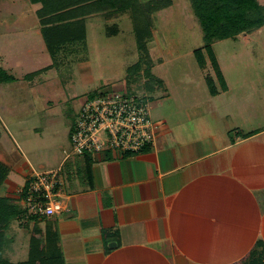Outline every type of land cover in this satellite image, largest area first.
I'll use <instances>...</instances> for the list:
<instances>
[{"label":"rangeland","instance_id":"obj_1","mask_svg":"<svg viewBox=\"0 0 264 264\" xmlns=\"http://www.w3.org/2000/svg\"><path fill=\"white\" fill-rule=\"evenodd\" d=\"M139 1L146 6L150 0ZM258 1L264 5V0ZM169 3L148 14L145 55L151 66L147 72L161 79L162 86L147 92L144 77L126 84L127 68L140 57L129 10L87 16L85 42L66 46L52 57L39 31V5L30 0H0V68L15 76L11 82L0 81V164L8 167L10 179L18 185L9 186L4 180L0 196L20 201L18 190L32 170L57 168L72 153L70 131L80 105L101 93L145 95L155 132L161 116L181 123L190 108L211 106L207 115L215 119L218 129L226 128L232 140L260 132L252 141L264 143V25L252 33L212 42L228 87L222 92L205 50V66L195 60L193 51L202 48L204 40L191 1ZM50 64L30 80L23 78ZM207 77L221 91L218 97L210 95ZM33 222L26 216L9 222L5 259H27Z\"/></svg>","mask_w":264,"mask_h":264},{"label":"crops","instance_id":"obj_2","mask_svg":"<svg viewBox=\"0 0 264 264\" xmlns=\"http://www.w3.org/2000/svg\"><path fill=\"white\" fill-rule=\"evenodd\" d=\"M206 108L161 116L133 155L64 156L66 208L38 226L57 232L65 264H243L264 248L262 134L232 140Z\"/></svg>","mask_w":264,"mask_h":264},{"label":"trees","instance_id":"obj_3","mask_svg":"<svg viewBox=\"0 0 264 264\" xmlns=\"http://www.w3.org/2000/svg\"><path fill=\"white\" fill-rule=\"evenodd\" d=\"M190 1L194 15L201 26L204 40L203 47L193 51L195 60L200 67H204L206 59L203 50H205L219 82L220 90L224 91L227 89V85L212 48V42L235 37L240 33H249L263 26L264 5L260 4L258 0ZM30 2L39 5L36 9L39 31L46 50L52 57L65 49L66 46L85 42V18L87 16L101 12H126L129 10L136 48L140 57L127 68L126 84L135 83L144 77L143 88L145 91L148 92L162 86L161 79L147 72L148 66L150 67L151 64L147 61L148 56L145 55L147 53L145 40L150 36L148 14L168 6L170 0H150L146 6L142 5L139 0H30ZM144 65L145 67H143ZM51 66L52 64L26 73L23 78L30 80L34 75ZM14 79V75L0 68L1 82H11ZM206 81L210 95H216L219 90L215 82L209 77ZM8 173V167L0 164V187ZM26 184L27 181L25 186ZM25 215L26 209L20 205L18 199L0 196V264H65L57 232L47 226L45 229L40 228L37 222L39 218L35 216L27 217L34 220L28 238L27 259L11 262L4 258L5 230L12 219H22ZM26 220L24 224L28 225ZM256 246L261 249H252L243 264H264L262 242L257 241Z\"/></svg>","mask_w":264,"mask_h":264},{"label":"built area","instance_id":"obj_4","mask_svg":"<svg viewBox=\"0 0 264 264\" xmlns=\"http://www.w3.org/2000/svg\"><path fill=\"white\" fill-rule=\"evenodd\" d=\"M70 141L71 154L93 157L105 153L133 155L153 146L155 125L149 98L118 91L87 97L71 127ZM60 171H31L26 186L18 190L26 217L46 218L65 210Z\"/></svg>","mask_w":264,"mask_h":264},{"label":"water","instance_id":"obj_5","mask_svg":"<svg viewBox=\"0 0 264 264\" xmlns=\"http://www.w3.org/2000/svg\"><path fill=\"white\" fill-rule=\"evenodd\" d=\"M114 245H115V243L110 244V246H114Z\"/></svg>","mask_w":264,"mask_h":264}]
</instances>
